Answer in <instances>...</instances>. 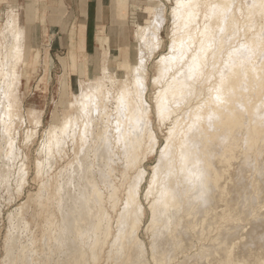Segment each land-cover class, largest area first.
<instances>
[{
    "label": "bare ground",
    "instance_id": "1",
    "mask_svg": "<svg viewBox=\"0 0 264 264\" xmlns=\"http://www.w3.org/2000/svg\"><path fill=\"white\" fill-rule=\"evenodd\" d=\"M147 2L152 15L137 25L132 86L119 96L117 114L102 102L98 86L86 94L95 131L78 151L74 148V159L61 170L58 195L47 198L57 204L58 216L46 209L42 221V201L31 218L26 217L29 208L19 206L1 264H96L105 244H110L108 252L118 251L110 256L111 264H151V259L155 264H264V0H191V7L179 11L173 0L170 41L156 60L152 104L146 95L147 62L163 46L166 15L164 4ZM5 31L2 134L9 132L7 116L16 114L6 99L18 64L10 62L20 55L16 37L22 41L24 32ZM120 41L112 37L105 46L113 49ZM196 56L201 67L193 74L189 66ZM165 106L161 115L158 108ZM152 113L167 129L162 145ZM70 124L50 130V148L64 145L61 135L69 129L77 133V122ZM5 135L1 182L8 180L14 170L9 162L17 157L15 143ZM144 147L145 154L156 153L149 179L142 167L146 157L139 158ZM47 158L54 162L51 154ZM18 173V184L13 182L20 189L26 169ZM48 183L37 199L47 194ZM145 183L149 248L138 232L145 219ZM252 222L261 224L252 229Z\"/></svg>",
    "mask_w": 264,
    "mask_h": 264
},
{
    "label": "rangeland",
    "instance_id": "2",
    "mask_svg": "<svg viewBox=\"0 0 264 264\" xmlns=\"http://www.w3.org/2000/svg\"><path fill=\"white\" fill-rule=\"evenodd\" d=\"M102 1L104 15L101 21L97 20L98 24L95 22L96 20L92 21V36L87 42L86 53H82L76 44L75 27L70 26L75 23L76 15L74 3L71 0H0V87L5 80L3 70L6 66L8 36L5 30L8 28L17 34L21 29L24 31L22 41L19 42L20 35L16 37L18 41L15 43L18 44L20 55L10 62L17 60L18 64L14 72L10 74L11 77H15V80L8 88L6 99L8 105L9 102H12V111L14 114L16 113L13 116H7L6 120L9 123L6 126L9 129L7 134L15 143V156L17 157L9 162L14 167L11 172L13 176L10 173L11 177L9 176L8 180L3 182H1L2 179L0 180V264L5 253L6 235L8 231L15 229L12 217L19 206L25 204V209L29 208L26 217L31 218L32 214L40 208L39 204L42 201L45 204V209L41 214L42 221L48 217L46 209L55 212L58 216L57 204H50L47 198L52 197L53 194L54 196L58 195L56 186L61 178L59 175L61 170L74 159V148L78 151L79 144H83L87 137H92L95 131L91 122L93 113L87 109L88 105L85 102L86 94L98 86L103 96L102 102L107 104L109 112L116 115L119 96L125 94L128 86H132L129 69L131 55L136 49L135 39L139 30L137 25L144 24L152 15L147 8L149 2H147L148 0ZM156 2L165 5L166 21L161 30L164 39L163 46L147 62L149 90L146 95L151 104L154 99L153 93L156 91V84L152 79L155 74L156 60L160 53L167 49L172 26L171 5L173 0H151L153 4ZM29 5L32 7L31 9H28ZM93 8L91 16H95L96 13L95 7ZM33 15L34 20L32 19ZM52 24L54 25L51 26ZM254 31L256 28L250 32ZM97 35L102 36L99 43ZM112 37L118 38L121 43L119 46L109 49L105 46V41ZM83 45L80 41L79 46L83 48ZM102 52L109 54V57L101 55ZM14 104L16 107L13 106ZM151 118L159 138V145H162L165 142L167 129L159 124L155 113H152ZM111 120H113V116ZM65 122L71 124L77 122V133L74 134L73 130L69 129L66 134L61 135L67 142L61 146L52 145L50 148L48 141L53 132L50 130L59 131ZM85 123L86 133L82 131ZM108 125L111 129L113 128L112 122ZM0 130H3L1 129V120ZM2 132L0 131L1 145L4 143L1 137L6 134L5 132L3 135ZM145 153L146 148L144 147L142 152L140 150L139 158L146 157L142 167L145 166L147 169L146 177L149 179L151 167L156 161V153L149 155ZM49 154L54 156V162L48 160ZM2 161L0 160V164L4 163ZM22 167L26 169V182L19 189L16 177H18L19 168ZM10 178L11 180H9ZM13 181H16L17 184ZM44 181L49 182L46 186L47 194L39 200L37 194ZM7 182H10L8 187ZM251 183H255V181ZM146 185L147 183L143 185L141 196L146 208L145 219L138 232L149 248L150 232L146 228L149 210L148 203L144 198ZM7 188L11 189L7 190ZM111 213L115 216L113 210ZM256 222H252L255 223L251 224L252 229L261 224V222ZM258 230L259 228L255 229L256 232ZM114 232L115 227L113 226L112 234ZM23 235L25 240L26 235L24 233ZM104 248H106L105 252H103ZM104 248L100 253V260L96 264H111L113 262L110 256L118 253L116 249L108 252L110 244H105ZM178 249L180 246L177 243L175 250ZM148 251L150 253L149 249ZM181 257L179 256V258ZM150 263L155 264L152 259ZM174 263L176 261L170 264Z\"/></svg>",
    "mask_w": 264,
    "mask_h": 264
},
{
    "label": "crops",
    "instance_id": "3",
    "mask_svg": "<svg viewBox=\"0 0 264 264\" xmlns=\"http://www.w3.org/2000/svg\"><path fill=\"white\" fill-rule=\"evenodd\" d=\"M71 2L74 3V9L76 11V15L74 18L75 23L71 24L70 26L75 27L74 29L76 30L77 47L80 49V51L82 53L83 52L86 53L87 42H89V40H90L89 38H91V36H92V31H91V24H93L92 21L93 20L94 21L96 20L95 22H97V20L101 21L102 16L104 14H103V12L101 13V15L99 13L100 10L102 11V8L101 9L99 8V0H71ZM102 3H103V1H102ZM93 7H95V10H96L95 16L94 15L91 16L92 9H94ZM31 8L32 7L30 6V8H28V9H31ZM32 19L34 20V15H33ZM97 24H98V22H97ZM53 25L54 24H52L51 26H53ZM101 37L102 36L97 35L96 38H97L98 43H99V39ZM105 37H107V36H105ZM80 41H82V43L84 44L83 48L81 46H79Z\"/></svg>",
    "mask_w": 264,
    "mask_h": 264
},
{
    "label": "snow or ice",
    "instance_id": "4",
    "mask_svg": "<svg viewBox=\"0 0 264 264\" xmlns=\"http://www.w3.org/2000/svg\"><path fill=\"white\" fill-rule=\"evenodd\" d=\"M191 6H192L191 0H178L177 5H176V9H177V11H179L181 8L191 7ZM180 58L183 59L182 53H181ZM200 67L201 66L198 63V56L193 57V63H192V65L189 66V72L194 74L196 71H198L200 69ZM141 87H142V85H141ZM216 100L218 102H222L220 95L216 96ZM158 110L160 111V114L163 115V112L167 110V106H165L163 110H160L159 108H158Z\"/></svg>",
    "mask_w": 264,
    "mask_h": 264
}]
</instances>
